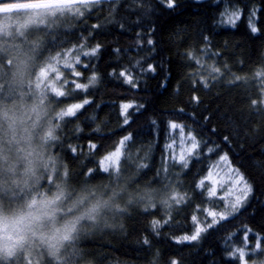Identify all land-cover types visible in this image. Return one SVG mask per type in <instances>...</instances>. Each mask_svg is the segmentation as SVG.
Listing matches in <instances>:
<instances>
[{"label":"trees","instance_id":"1","mask_svg":"<svg viewBox=\"0 0 264 264\" xmlns=\"http://www.w3.org/2000/svg\"><path fill=\"white\" fill-rule=\"evenodd\" d=\"M234 4L245 13L235 26L219 22L226 9L224 0L219 4L176 0L175 9L161 6L159 0H117L116 4L107 0L99 10L91 7L82 16L65 13L50 17L55 21L52 27H47V22L15 23V31L0 34V101L16 98L30 81L41 84L38 75L50 55L80 44L85 48L101 45L96 57L81 58L82 63H94L87 68L77 65L80 77L69 75L74 69L58 66L66 95L57 96L53 87L42 84L44 92L51 93L64 110L83 103V98L90 101L60 123L59 139L51 145L52 154L60 161L56 179L65 165L74 183L85 177L102 178L105 172L100 162L130 136L119 169L139 165L142 179L172 184L187 193L188 202L176 205L167 215L159 209L138 213L129 218L124 233H105L81 242L65 253L66 264H84L88 256L95 257L97 264H148L154 251L169 264L171 258H178L180 264H242L230 255L238 248L251 256L249 264L264 260L253 247L256 240L264 238V11L257 14L255 33L245 18L249 7L264 8V0H228L227 10ZM0 9V18L3 13L18 17L28 10L10 3ZM96 24L100 27H92ZM148 38L152 44L147 43ZM14 59L27 61L38 71L14 78L9 67ZM149 64L154 72L139 70ZM213 67L220 71L211 72ZM125 68L133 70L134 79L139 77L135 88L116 75ZM93 72L99 77L95 86L87 92L72 88L73 80L86 81ZM60 85L56 81V86ZM124 104L134 106L128 109L127 124ZM170 123L178 127L172 129ZM182 135L186 140L195 136L200 143L196 149L199 159L187 157L191 161L187 168L174 156ZM90 144L96 148L90 149ZM205 145L218 146L232 167L250 176L253 191L228 221L207 228L197 241L177 243L178 238L201 226L192 220L193 215L207 224L212 219L207 212L215 210L212 204L221 203L207 195L206 182L203 190L196 187L219 160L215 150L204 151ZM52 180L53 176L46 175L42 186L51 187L47 182ZM154 220L161 226L154 228ZM41 258L37 264H54L45 253ZM18 259L23 261L20 256Z\"/></svg>","mask_w":264,"mask_h":264},{"label":"clouds","instance_id":"2","mask_svg":"<svg viewBox=\"0 0 264 264\" xmlns=\"http://www.w3.org/2000/svg\"><path fill=\"white\" fill-rule=\"evenodd\" d=\"M14 78H26L33 69L14 59ZM64 109L51 93L37 90L0 101V193L23 192V198L0 199V259L39 248L54 264H66L65 253L81 242L105 233H124L130 217L159 209L167 215L176 206L175 185L142 179L139 165L110 169L100 179L85 177L79 183L52 154L59 139ZM46 175L53 180L46 185ZM178 258H171V261ZM84 264H97L88 256ZM148 264H169L160 252ZM171 264V262H170Z\"/></svg>","mask_w":264,"mask_h":264},{"label":"snow or ice","instance_id":"3","mask_svg":"<svg viewBox=\"0 0 264 264\" xmlns=\"http://www.w3.org/2000/svg\"><path fill=\"white\" fill-rule=\"evenodd\" d=\"M107 0H0V5L4 3L10 4H21L24 5L33 16V18L40 24H45L47 22V27H52L55 24L54 20H50V17H57L60 14L70 13L76 16H82L84 11L89 10L91 7H96L99 10V6L103 3H106ZM136 3H141L143 0H134ZM213 3L219 4L221 0H212ZM227 2L228 0H224L226 9L225 12L221 14L220 23H228L232 26H235L236 21H238L241 15H245L240 7L237 5L232 6V10H227ZM113 4L117 3V0H112ZM161 6H164L169 9H175L176 7V0H159ZM246 7H248L246 5ZM111 11V9H109ZM261 11H264V8H248V12L245 16L250 30L255 33L258 31L256 26V17L257 14ZM226 18V19H225ZM92 27H100L99 24L93 25ZM91 34V33H89ZM148 44H152L153 40L148 38ZM101 49V45L95 44L89 48H85L82 44L77 45L75 49H64L62 51L57 52L56 55H50L49 60L46 63L44 69H42L43 76H49L53 73L57 75L54 77L53 81V91L57 96H64L66 92L64 91V81L63 75L59 72V65H63L66 68L74 69V71L70 72L69 75L73 77H80L82 72L80 70H75L77 65H80L81 68H87L90 63H94V61L84 60L83 63L81 61L82 57H96ZM196 63L200 64L201 61L197 58ZM139 64V62H137ZM140 71H150L154 72L155 68L152 67L150 64L143 66L139 69ZM131 69L125 68L123 71L116 73L119 77L124 78V82L131 85V87L135 88L137 86L139 77L137 76L135 79L132 75ZM219 68H211V72H219ZM56 81H60L61 85L59 87L56 86ZM99 82L98 75L93 72L86 81H72V88L78 89L83 92H87L90 86H95ZM204 86H207L205 83ZM70 94V92L68 93ZM193 99H197L193 97ZM90 101L87 98H83V103H75L68 107L61 113V117L66 116H75L77 111L84 108L85 105L89 104ZM253 103H256L254 100ZM132 104H124L122 105L123 115L125 116L124 123L127 124L128 121V109L133 108ZM137 109L140 106H136ZM182 111V110H181ZM155 124V121H153ZM178 125L176 123H170V128L175 129ZM130 136L124 137L123 140L120 141L119 146L113 152L106 155L103 160L100 162L103 171L107 172L110 168L119 170V161L120 157L124 154L123 149L125 146V142L130 140ZM191 146L187 150V157H192L193 160H198L200 157V153L196 152V149L200 147L199 141L196 139L195 136H190ZM227 140V137H225ZM90 149L94 150L96 148L95 144L89 145ZM216 151L217 156L220 161L225 162L228 166V173H229V180L231 182V187L229 189V196L232 198L227 201V203H218L214 202L212 204V208L215 210L208 211L207 215L210 216L212 219L208 221L206 225L203 224V221L198 220L196 215L192 216V220L198 224L200 227H195L191 235H183L182 237L178 238L177 243H184V242H192L199 240L201 234L207 228H213L216 224H219L221 221H228L230 217L234 216L236 213L239 212V209L245 205V202L248 200L249 195L252 193V181L251 177L246 175L245 172H242L239 167L233 168L229 162V158L226 154H221V150H218V146L213 145L209 148L205 145L204 151L211 152ZM72 152H76V148L71 149ZM183 153L179 156V163L184 167L187 168L189 163L191 162ZM212 172H208L207 177L205 179L211 180L212 179ZM205 179H200L199 183L196 185L199 189H204L205 186ZM217 181L213 180V184L215 185ZM207 195L209 197H216L217 196V188L215 186L209 187L206 189ZM203 195V193H201ZM225 198L220 197V200L223 201ZM173 200H175L176 205H180L182 203H187V193L179 194L178 196H173ZM200 211L199 208L196 209ZM201 216H204V212H200ZM154 228H158L161 226V222L159 220L153 221ZM223 227V225H221ZM245 231H250L249 229H245ZM255 235V234H254ZM247 237H245L246 239ZM147 243V241H145ZM262 243H264V238L256 240L254 244V249L259 251L262 255H264V247H262ZM231 257L236 258L238 261L242 262V264H249L251 260V256L248 255L244 248H238L233 251ZM171 264H177V261H171ZM253 264L255 262L253 261ZM260 264H264V260L260 261Z\"/></svg>","mask_w":264,"mask_h":264},{"label":"rangeland","instance_id":"4","mask_svg":"<svg viewBox=\"0 0 264 264\" xmlns=\"http://www.w3.org/2000/svg\"><path fill=\"white\" fill-rule=\"evenodd\" d=\"M1 15H2V18H0V34H9L11 31H15L13 29L15 27L14 25L15 23L21 26H26L32 23H38L33 18V16L30 14L29 10L19 15L18 17L9 16V15H13V13H3ZM49 76H43L41 72L38 75V80L41 82V84L40 83L36 84L35 82L30 81L26 83V86L23 89L18 91V94H23V93L31 94L32 92L37 91V90L45 91V89L43 88L44 84L50 85L51 87H53V81L49 78ZM190 146H191V140L190 139L186 140V137L182 135V141L178 143V147H177L176 152L174 153V156L176 158H179V156L183 153L187 157V150L190 148ZM211 166L212 167H211L210 172H212L213 175H212L211 180L205 179L207 188L215 186L217 188V196L213 198L215 200L218 199L219 202L226 204L227 201L232 198L231 196H229V189L231 187V182L229 180L228 166L227 164H225V162L220 161V160H216ZM213 180L217 181L215 185L213 184ZM24 194L25 193L23 192L17 191L13 193H0V196L11 198V200H15L18 198H22ZM220 197H224L225 199L221 201ZM203 224L206 225V223H203ZM42 254L43 252L39 248H34L31 250H27V251H20L14 255H11L7 259H0V264H22L23 261H24L23 264H29V263H26L25 261H28V262L30 261V264H33V263L37 264V259H42L41 258ZM31 255H34L36 259L28 257ZM19 256L22 257L23 261L18 259Z\"/></svg>","mask_w":264,"mask_h":264}]
</instances>
